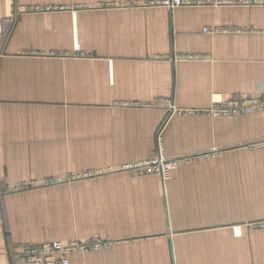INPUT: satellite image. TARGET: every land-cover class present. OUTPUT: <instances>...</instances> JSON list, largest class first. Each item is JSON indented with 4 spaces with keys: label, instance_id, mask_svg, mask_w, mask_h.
Segmentation results:
<instances>
[{
    "label": "crops",
    "instance_id": "obj_1",
    "mask_svg": "<svg viewBox=\"0 0 264 264\" xmlns=\"http://www.w3.org/2000/svg\"><path fill=\"white\" fill-rule=\"evenodd\" d=\"M156 1L0 0V264H264V111L210 113L264 98V0Z\"/></svg>",
    "mask_w": 264,
    "mask_h": 264
},
{
    "label": "built area",
    "instance_id": "obj_2",
    "mask_svg": "<svg viewBox=\"0 0 264 264\" xmlns=\"http://www.w3.org/2000/svg\"><path fill=\"white\" fill-rule=\"evenodd\" d=\"M155 4H162L170 8H175L181 5H203L201 0H162L156 1ZM225 32V31H224ZM75 51L81 53V47L76 45ZM83 54V53H81ZM220 104V105H219ZM264 111V98L255 100H239L227 103H215L210 109L213 117H229L249 115ZM180 114L189 113L196 114L198 110L177 111ZM258 146H262L261 144ZM213 154L211 157H214ZM196 156H181L169 158L165 155L162 148L151 159L137 163L135 165H127L126 169H140L146 173L155 174L167 181L171 178L172 172L180 166L188 165L194 162ZM264 228V222L260 223ZM257 226L256 227H260ZM109 243L101 239H89L85 241L72 240L64 243L54 241L51 243L34 246L26 249L17 258L16 264H70V256L73 254H87L94 251H100L109 247Z\"/></svg>",
    "mask_w": 264,
    "mask_h": 264
},
{
    "label": "rangeland",
    "instance_id": "obj_3",
    "mask_svg": "<svg viewBox=\"0 0 264 264\" xmlns=\"http://www.w3.org/2000/svg\"><path fill=\"white\" fill-rule=\"evenodd\" d=\"M240 116H244V115H240ZM81 176H90V174L81 175ZM79 177H80V176H79ZM74 178H75V177H73V178H58L57 180H55V181H53V182H56L57 184H59V183H61V184L65 183V184L67 185V183L73 182ZM50 183H51L50 181H49V182H44V183H42V187H43V186H46V185H49ZM61 184H60V185H61ZM261 222H264V221H260V222H255V223H253V228L256 229V230H264V228H262V227L260 226V223H261ZM256 225H257V226H260V227H256Z\"/></svg>",
    "mask_w": 264,
    "mask_h": 264
}]
</instances>
